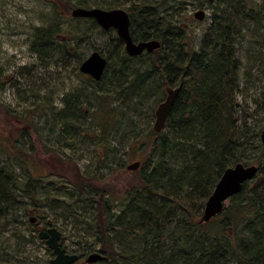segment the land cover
Wrapping results in <instances>:
<instances>
[{
    "label": "trees",
    "instance_id": "1",
    "mask_svg": "<svg viewBox=\"0 0 264 264\" xmlns=\"http://www.w3.org/2000/svg\"><path fill=\"white\" fill-rule=\"evenodd\" d=\"M207 4L213 10L212 20L197 49L188 40L186 26H179L181 19L186 18L181 17L180 10L201 9ZM91 5L102 9L125 8L132 39H157L161 46L151 54L134 58L121 50V57L116 56L120 59L119 68L114 67L111 86L116 85L117 89L113 91L103 86L112 62H108L99 82L88 78L94 108L90 119L83 122L87 126L85 134L78 136L97 139L95 143L106 159L115 148L118 152L116 144H111L115 133L121 130L132 136V149L136 153L148 154L139 160L140 186L130 187L121 199L109 196L100 199L103 191L91 185L76 189L79 199L88 206V209L80 208L84 215L90 216L85 221V233L93 236L100 253L108 260L119 256L110 253L112 242L119 247L141 242V250L129 254V264H264V196L258 199L251 195L257 190L264 195V147L258 133L237 119L240 92L237 49L244 42L245 27L254 23L264 30V0L75 2V7L92 8ZM50 28L38 29L34 36L33 50L40 56H47V51L53 50L51 37L55 32ZM263 39L261 36L259 40ZM166 87H178V94L165 129L157 134L150 123L154 120L155 107L164 100ZM150 92L155 95L146 122L148 141L137 138L140 125L134 118L143 114L144 98ZM115 96L123 98L125 108L115 103ZM79 97V91L72 94L56 114L59 120L69 122L60 128L70 136L73 127L80 128L79 120H74L81 116ZM90 101L91 98L87 103ZM73 121L77 124L73 125ZM263 129L264 124L259 132ZM252 152L261 156L256 161V177L228 200L230 204L224 206L219 216L208 223H199L206 199L222 172L234 164H245V155ZM27 161L35 162L31 157ZM32 181L37 182L38 178L17 186L8 168L0 167V227L12 218L15 210L12 202L18 191L33 199L36 211L46 207L47 199L43 198L45 204H42L30 191ZM116 201L124 204L119 213L113 211ZM93 204L97 205L94 213L90 209ZM54 208L61 207L50 209ZM76 214L72 216L78 219L80 216ZM229 221L245 230L233 236L234 242L225 243L229 239Z\"/></svg>",
    "mask_w": 264,
    "mask_h": 264
},
{
    "label": "rangeland",
    "instance_id": "2",
    "mask_svg": "<svg viewBox=\"0 0 264 264\" xmlns=\"http://www.w3.org/2000/svg\"><path fill=\"white\" fill-rule=\"evenodd\" d=\"M108 1L99 0L101 4ZM75 2L76 0H0V167L8 168V173L14 176L17 186L38 178L37 182H31L30 191L42 204H45L43 198L47 199L46 207L35 212L33 199L21 191L14 195L12 204L14 203L15 210L12 218H9L6 226L0 227V264H50L53 256L45 243L38 239V232L49 227L60 231L61 246L66 252L85 257L99 252L93 236L85 233V221H89L90 216L84 215L80 208L88 209V206L87 202L79 199L76 189L91 185L100 192L103 191L100 199L107 196L121 199L130 187L140 186L139 170L128 171L126 167L146 158L148 153L138 154L132 149V136L125 135L121 130L115 133L111 145L116 144L118 152H115V148L106 159L98 143H95L97 139L89 137L87 140L78 136V133L85 134L87 126L83 122L90 119L94 108L92 89L90 91L87 86L88 77L78 71L80 62L92 52H99L109 63L112 62L103 86L113 91L117 89L116 85L111 86L114 67L119 68L117 62L120 59L116 56L121 57L124 45L114 30L103 31L91 19L73 18L71 11L78 8L75 7ZM116 9L126 10L122 7ZM183 9L180 10V15L186 18L181 19L179 26H186L188 40L194 42L198 49L210 26L213 10L208 4L201 9ZM197 10L205 13L201 21L193 17ZM48 27L55 32L51 37L53 50L47 51V56H40L33 50L34 36L38 29ZM261 36L264 38V30L252 23L243 30L244 42L237 49L240 60L237 119L241 123L245 121L253 132L258 133L259 141V128L264 124V39L259 40ZM258 57L259 60H256ZM77 91L82 110L81 116L74 120H79L80 128L73 127L70 136L60 128L65 122L59 120L56 114L65 107L66 99ZM153 95V92L145 95L143 114L134 118L140 125V133L137 130L138 139L145 138L149 141L145 137L148 134L146 122L150 118ZM165 96L164 90V98ZM114 99L115 103L125 108L121 96H115ZM153 123L154 120L150 123L151 128ZM68 124L69 122L65 123L66 126ZM72 124L77 123L73 121ZM148 148L145 152H148ZM22 152L25 153L21 154ZM29 157L35 162L27 161ZM245 158L247 162L244 165H257L256 161L261 156L252 152L246 154ZM251 195L258 199L264 196L258 190ZM117 201L113 211L119 213L124 204ZM229 204L227 201L224 206ZM57 205L61 208L50 209ZM96 207L93 204L89 208L93 211ZM77 208L79 211L75 210ZM30 210L34 213H30ZM75 213L80 216L78 219L72 216ZM32 218H36V226L29 223ZM172 226L173 224L170 227ZM243 230L245 229L236 228L229 221V239H225V243L234 242L233 236L241 234ZM125 245L119 247L112 242L113 249L110 253L119 256L95 264H129V254L140 251L142 243Z\"/></svg>",
    "mask_w": 264,
    "mask_h": 264
},
{
    "label": "water",
    "instance_id": "3",
    "mask_svg": "<svg viewBox=\"0 0 264 264\" xmlns=\"http://www.w3.org/2000/svg\"><path fill=\"white\" fill-rule=\"evenodd\" d=\"M211 1V0H207ZM73 18L93 19L95 23L103 31L114 29L118 38L124 42L125 53L129 57H137L144 52L152 53L160 48L161 43L157 39L134 42L130 34V18L128 13L123 9L104 10L100 8H75L71 11ZM205 16L202 10H198L193 17L201 21ZM107 60L99 52H92L79 65V72L88 75L95 82L101 80ZM166 97L155 110V120L153 123V131L160 133L164 130L167 119L170 115L172 106L178 94V88L167 87L165 89ZM261 144L264 146V131L260 134ZM140 166L139 162H133L127 165L128 171H136ZM258 167L254 165L245 166L243 164H235L226 168L218 180L216 181L211 194L207 198L200 223H207L214 217L221 214L224 203L231 197L240 193L243 185L252 181L257 175ZM34 222V219H31ZM61 233L56 228H50L47 231H41L38 239L45 241L47 248L52 251L54 258L50 264H74L78 260L76 254L68 255L64 249L60 247L59 240ZM106 258L99 252L90 254L86 259V264H95L104 261Z\"/></svg>",
    "mask_w": 264,
    "mask_h": 264
},
{
    "label": "flooded vegetation",
    "instance_id": "4",
    "mask_svg": "<svg viewBox=\"0 0 264 264\" xmlns=\"http://www.w3.org/2000/svg\"><path fill=\"white\" fill-rule=\"evenodd\" d=\"M35 212H36V210H35ZM30 213H33V211L32 210H30ZM32 219H34V218H32ZM36 218L34 219V222L32 223L31 222V220H30V224L31 225H35L36 226ZM50 228H53V227H49V228H46V229H42V230H40L39 232H38V234L41 232V231H47L48 229H50ZM40 241H42V240H40ZM42 242H44L45 243V241H42ZM59 244L61 245V238H60V240H59ZM46 245V244H45ZM47 247V246H46ZM61 248H62V246H61ZM62 249H64V248H62ZM49 250V249H48ZM50 251V250H49ZM64 251H65V249H64ZM51 252V255L53 256V258H54V255H53V253H52V251H50ZM65 253L66 254H76V253H68V252H66L65 251ZM78 257H79V259H78V261L75 263V264H84V261H85V259L87 258V257H85L84 255H78ZM83 260V261H82Z\"/></svg>",
    "mask_w": 264,
    "mask_h": 264
}]
</instances>
